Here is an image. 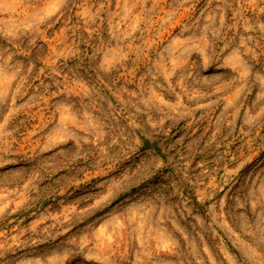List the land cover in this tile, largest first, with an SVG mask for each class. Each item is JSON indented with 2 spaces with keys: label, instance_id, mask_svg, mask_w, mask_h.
Returning <instances> with one entry per match:
<instances>
[{
  "label": "rangeland",
  "instance_id": "obj_1",
  "mask_svg": "<svg viewBox=\"0 0 264 264\" xmlns=\"http://www.w3.org/2000/svg\"><path fill=\"white\" fill-rule=\"evenodd\" d=\"M0 264H264V0H0Z\"/></svg>",
  "mask_w": 264,
  "mask_h": 264
}]
</instances>
